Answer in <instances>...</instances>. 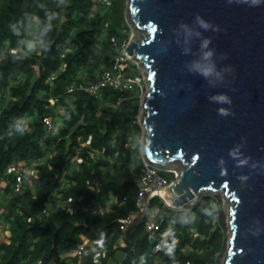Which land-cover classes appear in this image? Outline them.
<instances>
[{"label":"trees","instance_id":"obj_1","mask_svg":"<svg viewBox=\"0 0 264 264\" xmlns=\"http://www.w3.org/2000/svg\"><path fill=\"white\" fill-rule=\"evenodd\" d=\"M107 2L0 0V181L8 179L2 208L11 232L0 240V264H221L219 195L201 193L181 209L156 196L148 215L160 208L157 231L147 216L121 228L138 209L143 131L136 90L106 87L96 97L86 89L131 36L127 0ZM125 71L140 76L133 61ZM47 116L59 119L50 133ZM18 162L38 172L23 193L13 190Z\"/></svg>","mask_w":264,"mask_h":264},{"label":"water","instance_id":"obj_2","mask_svg":"<svg viewBox=\"0 0 264 264\" xmlns=\"http://www.w3.org/2000/svg\"><path fill=\"white\" fill-rule=\"evenodd\" d=\"M126 15L139 35L126 53L149 80L142 154L177 171L164 201L224 190L225 264H264V0H128Z\"/></svg>","mask_w":264,"mask_h":264},{"label":"built area","instance_id":"obj_3","mask_svg":"<svg viewBox=\"0 0 264 264\" xmlns=\"http://www.w3.org/2000/svg\"><path fill=\"white\" fill-rule=\"evenodd\" d=\"M107 1H108L107 3L109 4L110 0ZM128 45H129V40L117 46V52L113 60V66L102 72L98 82L86 88L92 95L96 97H101L103 94V90L106 87H112L121 92L132 91L137 88L139 78L137 76L127 75L125 71L126 68L129 67L131 58L133 57L130 56L129 53H126ZM51 101L54 103L53 99H51ZM119 102H121V99L119 100ZM59 111L62 110L60 109ZM44 122L47 128V132L49 133L55 131L58 127V125L56 126V123L52 116L45 117ZM143 163L144 165L138 181V185H139L138 200H137L138 209L131 212L127 217L122 219V225H121L122 230H126L129 225L134 224L135 221L142 215L145 207L144 198L148 194L150 200L157 196L164 201L162 197V191L163 189L168 187L172 182L169 179H167L164 175H162L161 170L152 166L150 163L145 161L144 158H143ZM10 169L17 172V180L13 186V190L15 193H23L25 190V186L28 184H32L31 181L34 178H37L38 176L37 170L29 169L24 162H18L12 164ZM174 174L176 177L177 172H174ZM7 183H8V179H3L2 181H0V204L3 198H5L3 194V188L4 186L7 185ZM165 204L171 208H176L174 206L167 204L166 202ZM53 207H54L53 204L49 206V208H53ZM57 207L64 209V206L62 204L57 205ZM49 211L50 210L47 208L43 209L40 212V216L47 214ZM159 212H160V208L157 206L153 211L149 213V215L147 214L146 226L148 230L155 232L159 229V222H158ZM82 248L83 245H80L78 247L77 252H80Z\"/></svg>","mask_w":264,"mask_h":264},{"label":"rangeland","instance_id":"obj_4","mask_svg":"<svg viewBox=\"0 0 264 264\" xmlns=\"http://www.w3.org/2000/svg\"><path fill=\"white\" fill-rule=\"evenodd\" d=\"M127 4H128V0H127ZM130 26H131V36H130L129 41L134 40L136 38H139V35L134 32V30H133L134 27H133V25L131 23H130ZM132 61L140 69V76H137L139 78L138 79V86H137V88L135 90H136L137 94H139L138 96H139L140 105H141V113L138 116V123L142 127V131H143L142 132V136H141V144L143 146L144 126L141 124V119L143 117L142 102L144 101L146 93L149 90V80H148V76H147V73H146L145 66H143L138 60L134 59L133 57L131 58V62ZM61 110H62L61 112L64 111L63 109H61ZM58 120L59 119L56 120V126L58 125ZM142 157H143V154H142ZM172 171L173 172H177L175 169L172 170ZM201 193L202 194H208V195H216V196L219 195L220 198H221L222 210H223L224 219H225V226H224L225 228H224L223 232L225 233V235L227 237L226 248H225V251H224V253L222 254V257H221V264H225V259H226V255H227V249H228V246H229V238L231 236V228H230L229 220H230V207L232 205V202L225 196V191L224 190H220L218 192L203 191ZM201 193H199L198 196ZM195 200H193V202ZM3 202H4V198H3V200L1 201V204H0V211H1L2 206H3ZM193 202L189 203L188 205H185V207L193 204ZM218 208H217V210L219 211Z\"/></svg>","mask_w":264,"mask_h":264},{"label":"crops","instance_id":"obj_5","mask_svg":"<svg viewBox=\"0 0 264 264\" xmlns=\"http://www.w3.org/2000/svg\"><path fill=\"white\" fill-rule=\"evenodd\" d=\"M36 178H34L31 182L33 183V181L35 180ZM11 235V232L8 228V224L7 222L5 221V218H4V215H3V208L1 209V213H0V240H4L6 242L9 241V237ZM124 244V242L122 241L121 242V246ZM68 255V254H67ZM124 257V254L122 251H118L117 252V258L119 260H122ZM67 263L68 264H72V260L71 259H67ZM110 264H115V260L110 262Z\"/></svg>","mask_w":264,"mask_h":264},{"label":"clouds","instance_id":"obj_6","mask_svg":"<svg viewBox=\"0 0 264 264\" xmlns=\"http://www.w3.org/2000/svg\"><path fill=\"white\" fill-rule=\"evenodd\" d=\"M257 2H259V0H257ZM205 27H207V25H205ZM207 43H208V41L206 40L205 44H207ZM206 55H211V53H206ZM219 99L224 100V99H226V97L221 96V97H219ZM220 114L227 115L228 113L226 110L220 109ZM233 154L235 155V153H233ZM241 163H243V161H241Z\"/></svg>","mask_w":264,"mask_h":264},{"label":"bare ground","instance_id":"obj_7","mask_svg":"<svg viewBox=\"0 0 264 264\" xmlns=\"http://www.w3.org/2000/svg\"><path fill=\"white\" fill-rule=\"evenodd\" d=\"M193 200H195V199H193ZM193 200H190L188 203H191V202H193ZM188 203H187V205H188Z\"/></svg>","mask_w":264,"mask_h":264}]
</instances>
